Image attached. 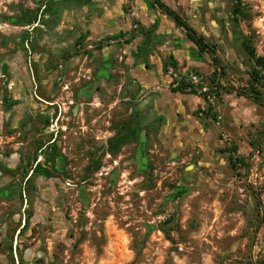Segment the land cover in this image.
Here are the masks:
<instances>
[{"label":"rangeland","instance_id":"1","mask_svg":"<svg viewBox=\"0 0 264 264\" xmlns=\"http://www.w3.org/2000/svg\"><path fill=\"white\" fill-rule=\"evenodd\" d=\"M101 1L0 0V264H264V0L198 34L218 69Z\"/></svg>","mask_w":264,"mask_h":264},{"label":"crops","instance_id":"2","mask_svg":"<svg viewBox=\"0 0 264 264\" xmlns=\"http://www.w3.org/2000/svg\"><path fill=\"white\" fill-rule=\"evenodd\" d=\"M185 20L199 35L216 37L219 27L216 21L224 16L229 0H159ZM98 7L104 16L110 17V11H118L119 28L129 30L141 28L152 32V39L157 48L163 51L168 58H186L192 62L191 55L197 48L185 36V31L176 26L175 22L158 9L153 0H102ZM213 18V21L211 19ZM216 20V21H215ZM215 21V22H214ZM218 22V21H217Z\"/></svg>","mask_w":264,"mask_h":264},{"label":"trees","instance_id":"3","mask_svg":"<svg viewBox=\"0 0 264 264\" xmlns=\"http://www.w3.org/2000/svg\"><path fill=\"white\" fill-rule=\"evenodd\" d=\"M232 1V0H231ZM154 5L160 9L163 13H165L168 17H170L176 24L177 27L182 28L185 31L186 38L195 45L197 51L200 54L206 53L209 55L211 63L217 69L220 67V60L217 55V47L213 43L207 42L202 36H199L194 29L183 20L178 14L172 11L170 8L164 6L159 0H153ZM238 10V8L236 9ZM238 12V11H236ZM243 48L252 62V70L249 73L250 81L254 84H260L261 79L259 78V71L264 70V57H257L254 50L248 45H243ZM178 92H184V89H177ZM175 91V92H176ZM222 91L226 94H235L237 97H244L253 100L256 103H260L261 94L255 87H250V89L246 90H238L233 88H222ZM230 164L233 170H236V164L230 159ZM39 167L40 165H36ZM36 169L31 168V174L35 172Z\"/></svg>","mask_w":264,"mask_h":264}]
</instances>
